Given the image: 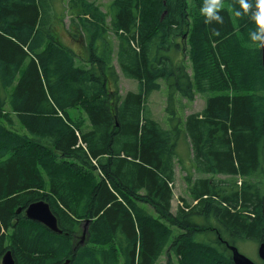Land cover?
<instances>
[{
	"label": "trees",
	"instance_id": "trees-1",
	"mask_svg": "<svg viewBox=\"0 0 264 264\" xmlns=\"http://www.w3.org/2000/svg\"><path fill=\"white\" fill-rule=\"evenodd\" d=\"M204 2L113 0L103 12L88 0H0V264L8 251L15 264H234L198 233L263 243L257 0L247 14L225 0L223 23L205 22ZM60 28L86 49L82 66ZM115 62L137 91L125 94ZM157 92L166 129L148 105ZM202 95L203 111L186 116ZM182 138L197 206L183 200L173 214ZM39 201L62 234L26 217Z\"/></svg>",
	"mask_w": 264,
	"mask_h": 264
},
{
	"label": "rangeland",
	"instance_id": "rangeland-1",
	"mask_svg": "<svg viewBox=\"0 0 264 264\" xmlns=\"http://www.w3.org/2000/svg\"><path fill=\"white\" fill-rule=\"evenodd\" d=\"M64 1H65V3L69 2V0H64ZM90 1H92V3L100 6L101 9L104 11L109 10V7H110L111 3L113 2V0H90ZM60 6L63 7L61 4H60ZM232 23H233V27L235 29H238V22L235 19L232 20ZM68 24H69V22L66 21L67 28H68ZM64 28H60L63 42L66 43L67 45H69L72 49L76 50L77 45H75L73 43V41L69 38V36L66 35L67 28H65L66 30H64ZM121 79H123L122 89L125 92V94L128 92L129 89H131V90L133 89L134 91H137V83L135 81L127 80L122 76H121ZM208 97H209V95L208 96H203V95L198 96V98H196V100L192 104V106L186 111V116L193 114V113H200L204 109V107L206 106V100ZM148 105L150 106L151 110L153 111L154 119L157 120L158 122H160L165 129L168 128V121H167L168 116L166 117V113H165V108H166V96H165V94L163 92L154 93L153 96L149 99ZM185 141L188 142L189 140L188 139H186V140L182 139L178 145V152H179L181 158H183L185 156V154L187 153V145H186ZM190 170H192V169H190ZM181 174H182L181 170H179V175L181 176ZM195 174H197V173L195 172ZM186 175H187V173H186ZM181 178H182V180L176 185V188H175L176 194L174 197V201H172V213L173 214L177 211V209L181 205L183 206L184 201L190 205L191 209H193L195 206H197V204L195 205V204L190 203V199L188 198L187 193L183 192V189L181 188L182 184L184 183V184H186V186L189 190L188 182H187L188 175L184 176V177L181 176ZM198 178H200V176ZM218 178L224 179L223 176H219ZM196 179H197V176H196ZM179 197H181V198L185 197V199L183 198L184 201L180 204L177 203V198H179ZM212 224H214V221L212 222ZM199 229L203 230L202 225ZM218 230L219 229H212L211 232H205V231L199 232L197 235L196 241L204 242V243L210 245L211 247L218 248L222 252H225L228 248V250L230 252H226V253L228 256H230V253H231L230 258L232 260H233L232 248H236V250H238L240 252V254L246 256L250 260L254 261L256 264H262V261H261V259H259V256H258L259 245L257 243L251 242V241H246V242L245 241H242V242L238 241L235 244L236 246L229 245L228 244L229 241H227L224 238V236H221L220 234L217 233ZM85 241H86V237L84 239V243H85ZM84 243L82 245H84ZM162 257L159 260V262L165 264V261H167V257L166 256H164L163 258Z\"/></svg>",
	"mask_w": 264,
	"mask_h": 264
},
{
	"label": "water",
	"instance_id": "water-1",
	"mask_svg": "<svg viewBox=\"0 0 264 264\" xmlns=\"http://www.w3.org/2000/svg\"><path fill=\"white\" fill-rule=\"evenodd\" d=\"M262 53V64L264 67V46H261ZM262 213L264 216V201L262 205ZM26 217L34 222H38L44 226H46L52 232L57 234H62V231L58 228V222L56 216L52 213L50 206L48 203L44 201H39L31 204L26 210ZM90 221H87L84 225V236L87 232V228ZM84 236L82 238L81 244L84 243ZM233 251V263L234 264H255L252 260L247 258L246 256L240 254L236 248H232ZM258 255L264 264V241L260 245L258 250ZM1 264H15V260L13 258L12 252L8 251L2 258ZM61 264H71L70 260H67Z\"/></svg>",
	"mask_w": 264,
	"mask_h": 264
},
{
	"label": "clouds",
	"instance_id": "clouds-1",
	"mask_svg": "<svg viewBox=\"0 0 264 264\" xmlns=\"http://www.w3.org/2000/svg\"><path fill=\"white\" fill-rule=\"evenodd\" d=\"M240 8L243 9V14H247L251 5L247 0H239ZM226 7L225 0H205L203 7L200 9L201 14L205 16V22L211 23L213 21L223 23V18L220 15V10ZM258 12L253 13L252 19L259 26V30L250 33V39L253 42H260L264 46V0H257ZM234 15L239 17L242 12L234 11Z\"/></svg>",
	"mask_w": 264,
	"mask_h": 264
},
{
	"label": "crops",
	"instance_id": "crops-1",
	"mask_svg": "<svg viewBox=\"0 0 264 264\" xmlns=\"http://www.w3.org/2000/svg\"><path fill=\"white\" fill-rule=\"evenodd\" d=\"M88 1H90V0H88ZM90 2H92V1H90ZM102 11L106 12L104 10H102ZM77 48H76V50L73 49L75 51V53H76V56H77V58H76L77 61L76 62H77L78 65L82 66L81 65V61L87 60L89 58V55H88V53H87V51H86V49L84 47L80 48L77 45ZM115 66H116V69H117L118 73L121 76L120 70H119L116 62H115ZM122 83H123V79H121V77H120V84L122 85ZM129 91H134V90L133 89L132 90L129 89L128 92ZM153 118H154V115H153ZM186 145H187V153L185 154V156L183 158H181V156H180V154L178 152V157H177V160H176V167H175V173H176V182H175V185H174L175 188H176V185L182 180L181 176L184 177V176H187L188 174H195V171H194L195 164L193 162V155H192V151H191L190 142L189 141L186 142ZM190 169H192V170H190ZM179 170H181V173H182L181 176L179 175ZM186 173H187V175H186ZM196 176L199 177V175H197V174H196ZM181 188L183 189V192H186L187 196L189 197V190H188L186 184L183 183ZM179 198L181 200L183 198L185 199V197H182V198L179 197Z\"/></svg>",
	"mask_w": 264,
	"mask_h": 264
},
{
	"label": "bare ground",
	"instance_id": "bare-ground-1",
	"mask_svg": "<svg viewBox=\"0 0 264 264\" xmlns=\"http://www.w3.org/2000/svg\"><path fill=\"white\" fill-rule=\"evenodd\" d=\"M88 221H90V223H91V220H88ZM86 222H87V221H86ZM86 222H85V223H86ZM85 223H84V225H85ZM90 223H89V224H90ZM88 227H89V225H88ZM84 230H85V229H84ZM87 230H88V228H87Z\"/></svg>",
	"mask_w": 264,
	"mask_h": 264
},
{
	"label": "flooded vegetation",
	"instance_id": "flooded-vegetation-1",
	"mask_svg": "<svg viewBox=\"0 0 264 264\" xmlns=\"http://www.w3.org/2000/svg\"><path fill=\"white\" fill-rule=\"evenodd\" d=\"M263 264V263H262Z\"/></svg>",
	"mask_w": 264,
	"mask_h": 264
}]
</instances>
